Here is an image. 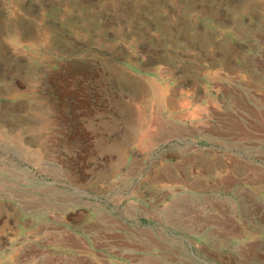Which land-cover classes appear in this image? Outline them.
Masks as SVG:
<instances>
[{"label": "rangeland", "instance_id": "obj_1", "mask_svg": "<svg viewBox=\"0 0 264 264\" xmlns=\"http://www.w3.org/2000/svg\"><path fill=\"white\" fill-rule=\"evenodd\" d=\"M237 86L264 90V0H0V264L39 250L53 210L73 233L74 210H133L115 180L155 168L129 178L128 160Z\"/></svg>", "mask_w": 264, "mask_h": 264}, {"label": "crops", "instance_id": "obj_2", "mask_svg": "<svg viewBox=\"0 0 264 264\" xmlns=\"http://www.w3.org/2000/svg\"><path fill=\"white\" fill-rule=\"evenodd\" d=\"M261 91L237 86L231 101L228 94L214 97L218 107L202 100L209 108L200 111L202 120L183 124L176 145L155 159L145 149L141 160H128L129 178L153 166L150 182L123 190L124 177L115 180V193L133 210H74L79 233L67 217L72 210H53L34 242L39 250L22 244L15 264H264ZM232 120L241 121L239 130ZM47 236L54 244L44 243ZM66 237L73 242L61 243Z\"/></svg>", "mask_w": 264, "mask_h": 264}]
</instances>
